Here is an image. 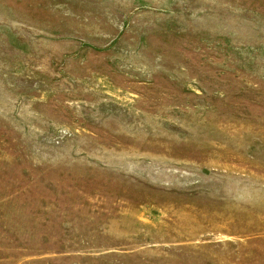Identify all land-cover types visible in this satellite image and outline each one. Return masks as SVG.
I'll return each mask as SVG.
<instances>
[{"label":"rangeland","instance_id":"1","mask_svg":"<svg viewBox=\"0 0 264 264\" xmlns=\"http://www.w3.org/2000/svg\"><path fill=\"white\" fill-rule=\"evenodd\" d=\"M0 264H264V0H0Z\"/></svg>","mask_w":264,"mask_h":264}]
</instances>
